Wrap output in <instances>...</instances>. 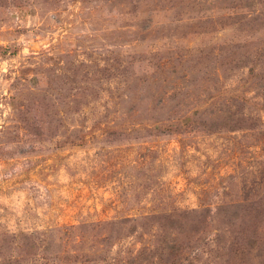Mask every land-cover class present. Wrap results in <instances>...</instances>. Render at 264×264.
Returning <instances> with one entry per match:
<instances>
[{"label": "rangeland", "instance_id": "rangeland-1", "mask_svg": "<svg viewBox=\"0 0 264 264\" xmlns=\"http://www.w3.org/2000/svg\"><path fill=\"white\" fill-rule=\"evenodd\" d=\"M0 264H264V0H0Z\"/></svg>", "mask_w": 264, "mask_h": 264}]
</instances>
